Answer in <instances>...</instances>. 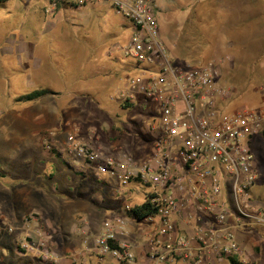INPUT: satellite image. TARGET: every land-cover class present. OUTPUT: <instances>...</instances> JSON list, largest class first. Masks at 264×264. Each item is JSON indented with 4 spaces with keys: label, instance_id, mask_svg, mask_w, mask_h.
<instances>
[{
    "label": "rangeland",
    "instance_id": "1",
    "mask_svg": "<svg viewBox=\"0 0 264 264\" xmlns=\"http://www.w3.org/2000/svg\"><path fill=\"white\" fill-rule=\"evenodd\" d=\"M157 3L161 34L175 63L193 67L223 60L220 83L232 92L220 109L255 110L264 98V0ZM45 5L46 0L0 3V264H51L21 248L34 230L44 232L48 249L63 256L81 246L76 227L97 235L103 220L122 213L125 202L141 204L148 191L136 183L123 186L109 173L96 175L95 165L78 160L66 145L73 134L103 156L143 161L151 154L147 124L154 105L142 100L121 112L110 100L123 99L120 90L129 89L105 75L117 68L111 59L120 66L130 62L119 50L110 56L109 49L122 47L131 27L107 2L60 6L51 14L44 12ZM44 88L53 94L18 101L23 93ZM99 104L110 111L101 112ZM119 125L124 131L116 129ZM252 148L257 179L251 196L264 209L262 133L253 138ZM52 150L63 161L53 158ZM147 227L143 222L134 230L142 234ZM246 232L239 241L242 259L264 264V231ZM235 258L239 263L241 257ZM76 263L119 264L94 252L80 255Z\"/></svg>",
    "mask_w": 264,
    "mask_h": 264
},
{
    "label": "built area",
    "instance_id": "2",
    "mask_svg": "<svg viewBox=\"0 0 264 264\" xmlns=\"http://www.w3.org/2000/svg\"><path fill=\"white\" fill-rule=\"evenodd\" d=\"M98 2L109 3L131 27L126 43L119 48L111 46L109 55L119 50L137 65L124 77L129 90L119 94L132 102L138 98L130 91L135 90L142 100L154 105L147 124L152 150L145 160L136 162L127 155L103 156L75 140L73 134L67 135L66 145L78 160L95 165L96 175L109 173L123 186H146L142 202L148 199L155 212L137 221L130 217L133 205L125 202L123 214L103 220L97 235L85 226L76 227L83 237L81 247L63 256L48 249V236L39 229L21 248L36 252L51 264H77V258L88 252L108 256L119 264H137L135 251L143 246L145 264L177 259L188 264H215L242 258L236 232L264 231V209L251 196L257 179L252 141L264 130V98L255 110L222 111L221 103L232 92L220 83L223 60L178 66L161 34L158 0H46L44 12ZM174 218L203 222L195 226L192 237L171 238L176 231ZM130 220L148 224L147 241L125 238Z\"/></svg>",
    "mask_w": 264,
    "mask_h": 264
},
{
    "label": "trees",
    "instance_id": "3",
    "mask_svg": "<svg viewBox=\"0 0 264 264\" xmlns=\"http://www.w3.org/2000/svg\"><path fill=\"white\" fill-rule=\"evenodd\" d=\"M9 0H5V1H0V3H4V2H7ZM78 8L77 6H67V5H63L62 8L66 9V8ZM60 7H58L56 10H58ZM128 23V22H127ZM129 24V23H128ZM112 63L115 64V61L114 59H111ZM130 62H127V64L125 65H121L120 66V63H118L116 61V63H118L119 65V68L121 69H124L125 71L128 70V73H131L133 72L135 69H137V65L132 62L131 60H129ZM175 61V60H174ZM104 85V84H103ZM105 86V85H104ZM107 88H110V86H105ZM53 94L52 91H50V89L48 88H44V89H39V90H33L29 93H23L18 101L19 102H33V101H36L38 100L39 98H42L44 96H48V95H51ZM84 97L86 98H93L94 101H96L97 97L96 95L94 96H91L90 94H87V93H84ZM98 100V99H97ZM112 102V104H114V107H118L117 109H119L121 112H124L126 113L127 110L131 111L132 110V107L139 104V103H142V99L141 98H136L135 101H130L128 99H122V98H119V99H116V100H110ZM100 106H104L103 109H100L101 112H104L106 113L107 111H110V106L108 105H100L99 104V107ZM113 110V109H112ZM116 111V110H114ZM148 115H150V112L148 113ZM114 118H117V121L119 122V118L118 116L114 117ZM122 129L124 131V129L122 128L121 125L119 126H116V129ZM118 131V130H117ZM262 135L264 137V130L262 132ZM149 142L151 143V137L149 139ZM51 153L53 154V158H57L58 160L60 161H63L62 160V156L60 155V153H58L57 151L55 150H52ZM155 212V207L150 203V201L147 199L145 200L144 202H142L141 204L139 205H135L133 206V209L131 210V213H130V217L137 220V221H140L141 219H143L144 217H146L147 215H150V214H153ZM228 261L230 262V264H238L237 261L234 260V258H229Z\"/></svg>",
    "mask_w": 264,
    "mask_h": 264
},
{
    "label": "crops",
    "instance_id": "4",
    "mask_svg": "<svg viewBox=\"0 0 264 264\" xmlns=\"http://www.w3.org/2000/svg\"><path fill=\"white\" fill-rule=\"evenodd\" d=\"M114 61H115V64H117V68H116V66L114 67V68H112V69H107L106 71V74L105 75H108V76H110L111 78H114V82H116L117 83V81H122L123 83H124V85H125V80H124V77L127 75V74H122V72L123 71H125L124 69H120L119 68V64L118 63H116V59H114ZM111 64H113L112 62H111ZM116 69H118V70H116ZM117 88H119V86H116V89ZM124 88H125V86H124ZM111 91V90H110ZM120 91H123L122 89L120 90ZM263 136V135H262ZM149 139V138H148ZM151 144V143H150ZM253 149V148H252ZM151 150H152V148H151ZM254 152V151H253ZM254 155H255V153H254ZM133 159H135V158H133ZM138 161H140L139 159H136V162H138ZM256 163V162H255ZM104 180V179H103ZM105 184H106V181H105ZM120 214H123V212L122 213H120ZM115 215H117V214H115ZM113 215H110V217H112ZM109 217V218H110ZM97 222H99V221H97ZM203 222V220H193V221H191V222H187L186 220H182V219H180V218H174L173 219V224H174V226H175V229H176V231H175V233L174 234H172V236H171V238H174V237H176V236H178V235H185V236H187V237H192L193 236V233H194V228H195V226L197 225V224H199V223H202ZM98 224V223H97ZM136 225H138V223L136 224V223H134V222H132L131 220L128 222V225H127V227H126V232H125V238H127L128 240H130V241H132V242H143V241H147V239H148V234H149V230H150V227L148 226L144 231H143V233L142 234H137V232L134 230L135 229V226ZM81 227V226H80ZM87 229V227H85V230ZM247 233L248 232H246V231H237L236 232V240H237V242H238V244H239V241H241L242 243L244 242V239H245V237H246V235H247ZM141 236H143L144 237V240L143 241H141V240H138ZM168 237H163L162 239L163 240H165V239H167ZM241 244H239V246H240ZM193 246H195V245H193ZM257 246V244H255V247ZM81 246L80 245H75V247L73 248V249H71L72 251H77L79 248H80ZM241 248V247H240ZM242 249V248H241ZM243 250V249H242ZM135 254H136V261H137V264H145V261H146V248L143 246V247H139V248H137L136 249V251H135ZM243 255H244V250H243ZM234 260L235 261H238L236 258H234ZM241 260H242V258H241ZM166 264H188L187 262H184V261H182V260H180V259H177V260H175V261H173V262H171V261H168V263H166ZM215 264H226L225 262H215ZM246 264V263H245Z\"/></svg>",
    "mask_w": 264,
    "mask_h": 264
}]
</instances>
